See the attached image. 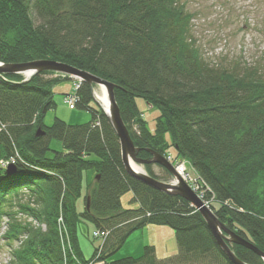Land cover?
I'll return each mask as SVG.
<instances>
[{"label": "trees", "instance_id": "trees-1", "mask_svg": "<svg viewBox=\"0 0 264 264\" xmlns=\"http://www.w3.org/2000/svg\"><path fill=\"white\" fill-rule=\"evenodd\" d=\"M191 19L182 0H0V62L50 59L113 83L137 157L173 146L212 190L219 222L264 253V75L206 60ZM67 79L50 71L26 81L0 75V160L15 168L7 174L0 166V225L10 248L3 264H232L188 201L127 174L118 138L86 83L74 82L72 109L90 112L88 122L43 123L56 105L53 86ZM62 95L65 103L69 94ZM137 98L159 111L153 131ZM37 128L43 135L35 136ZM52 139L62 148H50ZM151 165L146 172L159 180ZM88 170L97 177L86 182ZM128 191L136 208L121 204ZM81 222L102 239L89 257ZM148 225L173 229V254L158 258L145 245L138 257H114ZM231 249L245 263L263 264L250 249Z\"/></svg>", "mask_w": 264, "mask_h": 264}, {"label": "rangeland", "instance_id": "rangeland-1", "mask_svg": "<svg viewBox=\"0 0 264 264\" xmlns=\"http://www.w3.org/2000/svg\"><path fill=\"white\" fill-rule=\"evenodd\" d=\"M182 1L185 3V9L192 14L190 22L191 35L195 39L201 54H203V57L206 60L222 61V63L227 66L234 64L235 62L238 64L242 63L245 67L248 66L250 68H255L264 75V0ZM21 77L22 81H26L25 75H21ZM73 88V79L62 80L53 86L52 92L54 93L56 105L54 109L45 113L43 119L45 125H50L54 118H58L70 124H81L90 120V112L86 110L69 109L62 102V94H71ZM94 88L97 89V86ZM136 100L138 109L142 114V119L145 121L147 129L153 131L156 119L159 116V111L156 108L147 105L141 98H137ZM164 139L168 143L171 142L168 133L164 134ZM50 148L59 150L62 146L58 140L52 139L50 141ZM167 152L173 157L176 156V150L173 146H169ZM180 161H182L181 157L178 158L177 162ZM13 162V160H10V162L0 160V166L7 169L9 165H13ZM185 162L187 170L192 172L190 170V163L187 160H185ZM143 169L145 170L144 167ZM151 170L158 176L159 180H167L165 172L157 165L152 164ZM93 174L94 173L91 170L85 172L86 182L92 180ZM190 175L193 177V174ZM85 187L86 183L83 181L84 190ZM205 195H207L208 199L212 202H215L216 199L211 189L208 188L205 191ZM131 197L132 193L130 191L121 196L120 200L124 208L137 207V203L131 202ZM78 204H80V202H78ZM59 222L62 224L61 219H59ZM5 230V223L1 224L0 264L6 263L9 260L10 248L7 247L5 242L1 239V235ZM91 232V224L88 222H81L79 224L78 238L82 251L86 257L91 256L94 248L98 247L102 242V239L100 238H93ZM64 236L65 239L62 241L65 244V242L67 243L69 241V238L66 232H64ZM145 245L154 246L158 258H165L170 254H173L177 249L175 234L172 228L165 225H148L132 232L114 257H138L142 253ZM228 245L231 248L232 245L237 244L228 242ZM235 256L237 257L236 254Z\"/></svg>", "mask_w": 264, "mask_h": 264}, {"label": "water", "instance_id": "water-1", "mask_svg": "<svg viewBox=\"0 0 264 264\" xmlns=\"http://www.w3.org/2000/svg\"><path fill=\"white\" fill-rule=\"evenodd\" d=\"M44 71H50L56 74L67 76L69 78L77 79L81 82L86 83L89 86L93 94L94 100L102 108L107 120L109 121L111 127L113 128L118 138L120 145L121 161L124 170L129 176L159 191H163L170 195L180 196L186 201H188L199 212V214L205 221L208 229L211 231L216 243L232 264L247 263L242 262L235 256L234 252L229 247L228 242L241 245L247 249L252 250L259 257H261L264 262V253L261 252L255 245L250 243L248 240L226 229L218 221L215 215L203 205L201 200L187 186V184L178 177L172 165L162 155L156 152H151L150 159H139L136 157L137 148L135 147V144L130 137L129 131L121 118L120 109L118 107L114 95L115 85L113 83L105 79L99 78L93 74H90L87 71L80 70L73 66L50 59H38L24 63L12 64H4L0 62V75L20 74L25 75L27 80L30 76ZM95 86H102L105 89L106 98L108 101V109L105 110V108L95 98L93 92ZM41 135H43V131H41L40 128H37L35 136L38 137ZM149 163H156L161 165L168 171L170 175L175 177L177 182L175 184H171L158 180L149 175L146 170L143 169V166ZM136 165L139 166L141 169H135L134 166ZM14 169V165L11 164L7 167L6 173L11 174L13 173ZM88 204L89 203L87 199V209Z\"/></svg>", "mask_w": 264, "mask_h": 264}, {"label": "built area", "instance_id": "built-area-1", "mask_svg": "<svg viewBox=\"0 0 264 264\" xmlns=\"http://www.w3.org/2000/svg\"><path fill=\"white\" fill-rule=\"evenodd\" d=\"M64 102L69 104V108H72L75 103V98L73 95H69L65 98ZM175 169L198 196L204 197L206 191L205 184L197 177H192L188 174L183 162H176Z\"/></svg>", "mask_w": 264, "mask_h": 264}, {"label": "bare ground", "instance_id": "bare-ground-1", "mask_svg": "<svg viewBox=\"0 0 264 264\" xmlns=\"http://www.w3.org/2000/svg\"><path fill=\"white\" fill-rule=\"evenodd\" d=\"M27 75V74H26ZM94 96H95V98L98 100V102L105 108V110L106 109H108V101H107V98H106V93H105V89L102 87V86H97V89L96 88H94ZM68 108H69V104L68 103H64ZM141 118H142V115H141ZM129 134H130V132H129ZM130 137H131V135H130ZM132 139V138H131ZM133 141V140H132ZM136 147V146H135ZM137 148V153L139 152V148L138 147H136ZM137 153H136V157H137ZM137 158H139V157H137ZM151 158V157H150ZM149 158V159H150ZM139 159H141V158H139ZM149 164H156V163H149ZM159 165V164H158ZM161 166V165H160ZM134 168L135 169H141L139 166H134ZM196 174V173H195ZM196 176H198L197 174H196ZM210 196V195H209ZM200 200H201V202L203 203V205L205 206V207H207L213 214H214V212L212 211V209H211V201L208 199V198H205V197H200V196H197ZM215 215V214H214ZM216 217V216H215ZM219 221V220H218Z\"/></svg>", "mask_w": 264, "mask_h": 264}]
</instances>
